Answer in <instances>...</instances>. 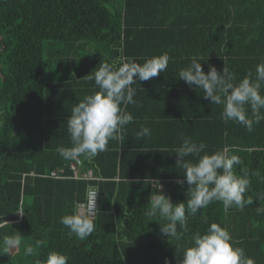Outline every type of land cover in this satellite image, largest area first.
I'll list each match as a JSON object with an SVG mask.
<instances>
[{
    "label": "trees",
    "instance_id": "16d2710c",
    "mask_svg": "<svg viewBox=\"0 0 264 264\" xmlns=\"http://www.w3.org/2000/svg\"><path fill=\"white\" fill-rule=\"evenodd\" d=\"M165 52L167 69L132 85L137 113L158 115L151 122L161 140L133 151L124 129V139L110 140L108 151L92 160L81 156L78 171L90 169L98 180L28 174L72 173L71 160L57 148L72 146V107L99 90L86 75L103 63L142 64ZM193 58L205 73L209 65L218 71L225 65L237 83L250 70L255 74L264 58V0H0V224L8 222L0 227V264H39L52 250L66 254L68 264H165V258L179 264L193 235L211 223L226 227L236 246L264 264V212L256 211L264 208V121L249 132L222 120V105L179 79ZM184 136L206 142L209 154L239 156L243 164L235 172L250 174L246 198L253 203L227 212L221 202L211 203L174 240L161 233L167 221L145 215L153 191L146 179H185L173 153ZM88 183L99 192L95 230L80 240L60 219L84 199ZM165 184L173 203H186V182ZM14 235L20 243L8 248L5 240Z\"/></svg>",
    "mask_w": 264,
    "mask_h": 264
},
{
    "label": "clouds",
    "instance_id": "9594fccd",
    "mask_svg": "<svg viewBox=\"0 0 264 264\" xmlns=\"http://www.w3.org/2000/svg\"><path fill=\"white\" fill-rule=\"evenodd\" d=\"M169 61L170 56L165 52L146 59L142 64L135 60L121 61L119 64L116 61L103 63L94 74L86 75L88 80H94L99 90L72 107L67 119L72 146L58 147L59 155L66 160L81 156L92 160L99 153L109 150L110 140L122 141L125 127L134 121L133 115L125 107L138 104L132 85L163 73ZM208 68L205 73L201 62L193 58L190 65L179 71V79L190 87L202 89L204 99L212 104L222 105V120L233 121L252 132L254 124L264 121V58L256 65L255 74L250 70L238 83L235 74L225 65L220 71L212 65ZM136 136H151V129L141 126ZM206 149V142L184 136L180 146L173 150L177 154L176 166L183 170L185 178L177 183L183 187L186 182L189 186L186 203H173L171 197L162 191L163 185L159 180L146 179L153 191L145 215L149 218L159 215L167 221L161 227V233L168 239H182L188 232L189 220L211 203L221 202L225 212L233 207L244 210L253 203L251 197L246 198L251 188L250 174L244 171L243 175H237L235 172V166L243 164L242 159L224 150L209 154ZM188 157L195 158V162ZM251 175L259 176V173L254 171ZM97 193L87 209L77 204L71 214L60 219L61 224L80 240L86 239L95 230ZM256 211L264 212V208H257ZM6 224L8 222L3 219L0 227ZM19 243V235L5 240L8 248L17 247ZM237 243L226 227L211 223L204 232L193 235L191 246L183 250V259L179 260V264H255L242 247L236 246ZM27 253L31 254L32 249L28 248ZM68 260L66 254L52 250L46 260L39 264H68ZM165 264H169L167 258Z\"/></svg>",
    "mask_w": 264,
    "mask_h": 264
},
{
    "label": "crops",
    "instance_id": "0c3cea01",
    "mask_svg": "<svg viewBox=\"0 0 264 264\" xmlns=\"http://www.w3.org/2000/svg\"><path fill=\"white\" fill-rule=\"evenodd\" d=\"M139 87L140 88H138V90H144L145 91V89H146V88H143L142 85H139ZM129 105H130V107H129ZM129 105H128L127 111L133 115L134 121L125 127L124 135L126 136L127 141L135 143L134 145L130 146V150L134 151V149L140 148V146H138L139 143L141 145H145L146 142H151L153 140H158V139L161 140L162 137H159L161 132H158V130L155 127L157 123H155L153 126V124L151 122V121H155V120L160 121L157 118L158 115H151L152 113H150V112H148L146 115H144V112L142 109H141L142 110L141 113L138 114L137 112H138V110H140L138 107V104L137 105L129 104ZM186 107H187V105H182L180 107V110H186ZM141 126L149 127L151 129V136H145L142 138H137L136 133L140 130ZM156 135H157V137H153ZM178 180H183V178H163V180L161 182V184L163 185L162 189H164L166 187V184H165L166 182L178 184L177 183ZM159 181H160V178H159Z\"/></svg>",
    "mask_w": 264,
    "mask_h": 264
},
{
    "label": "built area",
    "instance_id": "2783aa9c",
    "mask_svg": "<svg viewBox=\"0 0 264 264\" xmlns=\"http://www.w3.org/2000/svg\"><path fill=\"white\" fill-rule=\"evenodd\" d=\"M81 165V158L79 157L78 159L75 160H71L69 163V167L72 171V173L70 175H67L63 172L62 168H55L50 170L47 174H40V173H35L34 171H29L28 174L29 175H42V176H50L53 178H64V177H72V178H80V179H85V180H98L101 177L99 175H95L90 169H87L84 172H79L78 171V166ZM26 173H23L22 176H24ZM160 182H162L160 180ZM98 192V188L97 185L95 184H90L88 183L86 185L85 188V193H84V199L82 201L76 202L75 206L77 204H82L85 206V208L87 209L92 201L94 200V194ZM98 198H99V192L96 195L95 198V206H96V210H95V215L97 213V207H98Z\"/></svg>",
    "mask_w": 264,
    "mask_h": 264
},
{
    "label": "rangeland",
    "instance_id": "374dc122",
    "mask_svg": "<svg viewBox=\"0 0 264 264\" xmlns=\"http://www.w3.org/2000/svg\"><path fill=\"white\" fill-rule=\"evenodd\" d=\"M132 196H133L134 199L137 198L136 190H133V191H132Z\"/></svg>",
    "mask_w": 264,
    "mask_h": 264
}]
</instances>
